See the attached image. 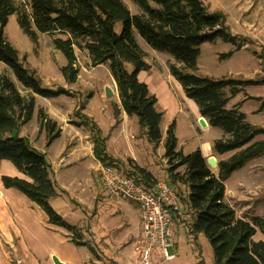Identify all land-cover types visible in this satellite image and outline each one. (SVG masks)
<instances>
[{
  "label": "trees",
  "instance_id": "1",
  "mask_svg": "<svg viewBox=\"0 0 264 264\" xmlns=\"http://www.w3.org/2000/svg\"><path fill=\"white\" fill-rule=\"evenodd\" d=\"M133 1L142 13H133L123 0H24L22 3L0 0V60L12 69L16 80L28 92L23 94L10 76L0 74V165L8 159L29 178L6 174L1 176V182L5 188H15L37 204L46 213L49 224L81 235L50 203V199L57 196L59 185L53 179L54 168L47 154L19 136L21 127L33 118L35 94L47 98L68 91L63 86L43 87L36 72L25 66V59L5 37L8 17L17 13L19 25L32 39L36 40L39 33H48L53 38L54 47L67 59L62 73L70 84L78 81L80 71L75 46L88 53L92 66L108 63L116 82L119 105L128 116L138 118L152 143L159 144L164 136L163 112L156 107V95L138 77L152 66L145 61L146 52L133 34L136 28L153 49L171 55L174 61L168 63L170 73L180 82L186 97L194 100L200 115L211 126L221 128L223 135L211 143L214 152L218 155L232 153L217 161L215 172L200 148L188 154L177 149L176 122L169 125L164 148L168 178L175 189L178 183L188 188L185 196L176 190L192 211L191 233L206 236L216 264H264V238L254 239L257 230L264 236V216H252L250 221L244 219L225 200L226 179L250 159L264 153V139H255L264 134V128L246 119L239 102L232 108L227 105L247 84L258 81L214 78L194 72L203 42L217 38L229 42L235 38L221 15L209 13L202 0ZM116 21L123 24L119 33L115 31ZM130 65L134 67L131 72ZM114 108L118 116V105ZM38 110L41 130L46 132L50 144L60 136L61 128L43 108ZM92 123L95 157L102 165L120 166L106 150L108 137L102 136L99 124ZM129 164L131 167L124 170L138 182L148 187L158 182L150 171L133 160ZM181 167L183 170H178ZM71 241L76 245L85 244L76 237Z\"/></svg>",
  "mask_w": 264,
  "mask_h": 264
},
{
  "label": "rangeland",
  "instance_id": "2",
  "mask_svg": "<svg viewBox=\"0 0 264 264\" xmlns=\"http://www.w3.org/2000/svg\"><path fill=\"white\" fill-rule=\"evenodd\" d=\"M123 1L133 13H142V9L133 0ZM202 1L209 13L221 15L227 30L235 38L229 42L221 38L203 42L199 46L200 54L194 72L214 78L233 77L258 81L256 84H247L227 105L232 108L239 102L246 119L253 125L264 128V0ZM151 4L157 7L155 3ZM122 25V22L116 21V33L122 30ZM133 34L142 50L146 52L145 61L152 66L151 71L141 73L139 79L148 84L150 91L159 98L156 107L163 112L161 130L164 136L159 144L152 143L145 136L138 120L134 118L136 116L126 123L119 120V114L115 116L114 106L119 104L108 63L92 66L88 53L75 46L78 56L76 65L80 71L78 81L70 84L62 73V66L66 65L67 59L63 52L54 47L53 38L48 33H39L36 40L32 39L19 25L17 13L8 17L5 37L19 51L22 59H25V66L36 72L43 87L57 89L63 86L69 92L47 98L38 96L33 118L19 131V136L27 139L33 147L38 146L48 153L54 167L61 166L64 161L65 167H55L58 170L53 173V179L59 185V195L67 200L63 210L65 213L61 214L81 233L78 236L77 233L72 234L65 229L70 243H63L62 230L48 224L46 213L44 212L42 220L37 217L39 227L32 232L35 234L33 238L30 239L29 232L24 229L22 236L37 255L41 249L46 253L38 255L40 262L39 259H32L38 264H54L53 255L57 254L51 253L53 249L64 252L70 264H137L134 248L142 224L139 213L133 203L123 196L110 193L103 186L100 178L103 163L95 155H91L94 144L92 122L99 124L103 129L102 136H107L111 143H114L117 151L115 153L120 157L115 158V161L124 169L131 167V160L138 161L160 181L168 183L170 179L164 148L166 132L173 121L176 122L177 149L184 154L196 150L205 141L212 143L223 135L220 127H203L200 123L198 106L193 99L186 97L180 82L170 73L168 63L174 61L171 55L153 49L138 34L136 28L133 29ZM61 36L66 37L65 34ZM133 69V65L128 66L130 72ZM4 73L10 76L23 94H28L16 80L12 69L0 60V74ZM107 84L115 90L116 95L113 97L108 98L104 93ZM39 108L49 110L59 121L71 120L70 123L75 126L74 130L78 132L70 133L71 131L65 129L50 146L47 145L48 138L43 137L45 131L41 130L38 121ZM255 139H264V134ZM71 151L75 154L67 155ZM77 151H82V154H76ZM231 154L225 153L216 157V162L220 157L227 158ZM211 156L215 157H208ZM212 168L217 172V167ZM178 170L182 171L183 167ZM73 178L75 181L70 180ZM225 182V200L235 208L238 216L249 221L252 216H264V153L236 169ZM64 187L66 192L62 193ZM176 189L184 196L189 193L187 186L182 183H178ZM14 190L24 195L19 190ZM184 211L185 216L181 219L183 222L177 225L176 233L180 258L170 263L159 261L160 264H199L196 259L195 240L192 241L188 232L194 221L192 211L185 203L181 212ZM41 227L48 231L45 235H41ZM72 237L85 244L76 245L71 241ZM263 238V233L257 230L254 239ZM205 239L207 241V238ZM208 244L202 248L203 264H216L213 248Z\"/></svg>",
  "mask_w": 264,
  "mask_h": 264
},
{
  "label": "crops",
  "instance_id": "3",
  "mask_svg": "<svg viewBox=\"0 0 264 264\" xmlns=\"http://www.w3.org/2000/svg\"><path fill=\"white\" fill-rule=\"evenodd\" d=\"M151 69L148 70L147 72L151 71ZM143 72L144 71L140 72L138 77H140L141 73H143ZM113 81H114V79H113ZM114 83H115V89H116L117 88L116 82L114 81ZM149 90H150V88H149ZM25 91L27 92V90H25ZM116 94H117V89H116ZM35 96L37 99L39 95L35 94ZM117 97H118L117 103L119 104V95L118 94H117ZM157 100H158L157 101V103H158L159 102L158 97H157ZM118 108H119V116H120L119 120H121V122H123V123L124 122L126 123V121L131 119V117L135 116V115L128 116L127 113L123 110V108H121L120 105H118ZM46 112L49 114L50 117L54 118L58 122V124H60L61 134H62V132H64L65 129L71 131L70 133H73V132L77 133L78 132V131L76 132L74 130L75 126L73 123H70L71 120L59 121V120H57V118L54 115L51 114V112H49V110H47ZM197 114H198V119H199L201 117L200 112H199V108H198ZM134 118L136 119V121L138 120L136 117H134ZM205 120H207V119L205 118ZM207 126H210L209 121H208ZM43 137H45L47 139L46 132H43ZM47 144H48V142H47ZM50 145L51 144H49V146ZM35 148L41 152L44 151V149H41L38 146H35ZM199 148L202 150L203 155L206 158L210 155H215L214 158L216 160L217 159L216 157L223 155V154H220V155L216 154L214 152L213 148H211V143H209L208 141H205L204 143H202V146H199ZM106 150L109 152V154L112 157L120 159V157H117V155L115 153L117 151H116V148H114V143H111L110 138L107 139ZM81 152L77 151L76 154L80 155V154H82ZM92 152L93 151L91 149V155H93V157H94V154H92ZM44 153H46L47 157H48V153L47 152H44ZM70 154H75V152L71 151V153H69L67 155H70ZM63 157L64 156L61 157V160L64 159ZM48 159H49V157H48ZM63 163H64V161L61 162V166L57 165L55 167H58L60 169L64 166ZM136 163L139 164L138 161ZM51 164H52V167L54 168V172L57 173L58 169H56L54 167L52 162H51ZM139 165L142 167H146V166H143L142 164H139ZM6 174L11 175V176H18L20 178L21 177L27 178L8 159L3 160L1 162V165H0V264H31L30 262H34V261H32V259H35V258H36V260L39 259L38 255H40V253H41V255H46V253H43V249H41V250H39V254L37 255V253H35L26 243L25 239L22 236V232H23V229L25 231H28L30 239H32L33 235H35L32 232L34 230H36L37 227H39V226H37L38 225L37 224L38 223L37 217L39 220H42L44 218V211L37 204L32 202L28 197H26L22 194H19L16 190H14V188H5L3 186V182H1V176L6 175ZM152 175L154 176V178H156L157 181H160L159 178H157L154 174H152ZM27 179H29V178H27ZM74 179L75 178L70 179V180L75 181ZM225 184H226V182H225ZM64 191L66 192L65 187H64L62 193ZM59 192L60 191H58L57 196H54L50 199V203L52 204V206L54 207L55 210H57L60 214L62 213L64 215L65 212H63V210H65L64 208L66 207L67 200L65 198L61 197L59 195ZM133 205L135 207H137L136 204L133 203ZM137 211L139 213V220L141 222V213H140L139 207H137ZM184 216H185V211L176 214L175 218L177 221V225H179L180 223L183 222L181 219H183ZM192 220H193V218H192ZM49 225L52 227H55V228H60V227L55 226L53 224H49ZM41 229H42L41 235H45L44 233L48 232L45 227H41ZM50 229H51V227H50ZM60 229L62 230V240L61 241L63 243H65V242L70 243V238H68L66 236L64 229H62V228H60ZM190 229L188 228L189 235H191L192 241L195 240V246H196V251H197L196 259H197L199 264H203L204 260L202 258V251H203L202 248H204V245H206V243L207 244L209 243V240L207 239V241H206V239H205L206 236L202 233H197L196 235L192 234ZM173 240H174V249L176 251V257L174 259H172L171 261L175 262L180 258L178 236H176ZM91 249H92V247H91ZM51 253L57 254L58 257L60 258V260L64 264H70L68 262L66 255L64 256V254H65L64 252L60 253L59 250L53 249ZM38 261L40 262L41 260L39 259ZM159 261L160 262L164 261L162 255H158V254L154 255L153 260H152V264H160ZM171 261H169V263ZM33 264H38V262L35 261Z\"/></svg>",
  "mask_w": 264,
  "mask_h": 264
},
{
  "label": "built area",
  "instance_id": "4",
  "mask_svg": "<svg viewBox=\"0 0 264 264\" xmlns=\"http://www.w3.org/2000/svg\"><path fill=\"white\" fill-rule=\"evenodd\" d=\"M100 178L110 193L123 196L139 207L142 225L134 248L137 264H152L156 254L162 255L165 262L174 259L175 217L184 208L181 194L167 181H158L148 187L134 179L121 165H102Z\"/></svg>",
  "mask_w": 264,
  "mask_h": 264
},
{
  "label": "water",
  "instance_id": "5",
  "mask_svg": "<svg viewBox=\"0 0 264 264\" xmlns=\"http://www.w3.org/2000/svg\"><path fill=\"white\" fill-rule=\"evenodd\" d=\"M104 93L106 94V97H108V98L113 97L114 95H116L115 94V90L108 84L105 85ZM199 120H200V123L202 124L203 127L208 125V121L205 120L204 117L201 116L199 118ZM207 161H208V163H210V165L212 167H217V162H216L214 156L208 157ZM53 262H54V264H64L57 255H53Z\"/></svg>",
  "mask_w": 264,
  "mask_h": 264
}]
</instances>
